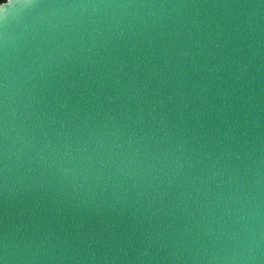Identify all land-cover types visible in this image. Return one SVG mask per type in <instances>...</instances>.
<instances>
[{
    "label": "water",
    "instance_id": "1",
    "mask_svg": "<svg viewBox=\"0 0 264 264\" xmlns=\"http://www.w3.org/2000/svg\"><path fill=\"white\" fill-rule=\"evenodd\" d=\"M0 264H264V0L0 10Z\"/></svg>",
    "mask_w": 264,
    "mask_h": 264
},
{
    "label": "clouds",
    "instance_id": "2",
    "mask_svg": "<svg viewBox=\"0 0 264 264\" xmlns=\"http://www.w3.org/2000/svg\"><path fill=\"white\" fill-rule=\"evenodd\" d=\"M11 3V0H4V2L0 3V10L5 9V7Z\"/></svg>",
    "mask_w": 264,
    "mask_h": 264
},
{
    "label": "rangeland",
    "instance_id": "3",
    "mask_svg": "<svg viewBox=\"0 0 264 264\" xmlns=\"http://www.w3.org/2000/svg\"><path fill=\"white\" fill-rule=\"evenodd\" d=\"M3 1V0H0V2Z\"/></svg>",
    "mask_w": 264,
    "mask_h": 264
}]
</instances>
